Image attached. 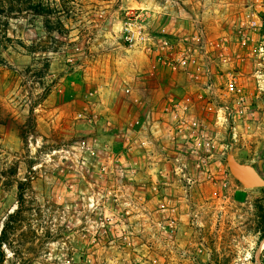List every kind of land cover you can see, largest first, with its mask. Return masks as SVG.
Listing matches in <instances>:
<instances>
[{
    "label": "rangeland",
    "instance_id": "1",
    "mask_svg": "<svg viewBox=\"0 0 264 264\" xmlns=\"http://www.w3.org/2000/svg\"><path fill=\"white\" fill-rule=\"evenodd\" d=\"M21 3L0 15L5 264H264V0Z\"/></svg>",
    "mask_w": 264,
    "mask_h": 264
},
{
    "label": "trees",
    "instance_id": "2",
    "mask_svg": "<svg viewBox=\"0 0 264 264\" xmlns=\"http://www.w3.org/2000/svg\"><path fill=\"white\" fill-rule=\"evenodd\" d=\"M15 4L21 5V0H0V15L13 13ZM8 17V16H6ZM6 228H3L0 234V264H5V254L3 251V245L7 243Z\"/></svg>",
    "mask_w": 264,
    "mask_h": 264
},
{
    "label": "water",
    "instance_id": "3",
    "mask_svg": "<svg viewBox=\"0 0 264 264\" xmlns=\"http://www.w3.org/2000/svg\"><path fill=\"white\" fill-rule=\"evenodd\" d=\"M244 180L250 187H264V180L256 171H247L244 175Z\"/></svg>",
    "mask_w": 264,
    "mask_h": 264
},
{
    "label": "built area",
    "instance_id": "4",
    "mask_svg": "<svg viewBox=\"0 0 264 264\" xmlns=\"http://www.w3.org/2000/svg\"><path fill=\"white\" fill-rule=\"evenodd\" d=\"M131 28L130 27H125V32H130ZM233 89V88H232Z\"/></svg>",
    "mask_w": 264,
    "mask_h": 264
}]
</instances>
